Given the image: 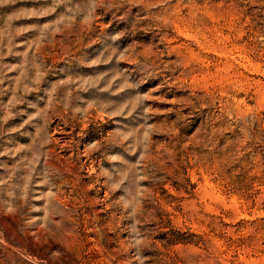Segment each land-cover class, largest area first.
<instances>
[{"label": "rangeland", "instance_id": "374dc122", "mask_svg": "<svg viewBox=\"0 0 264 264\" xmlns=\"http://www.w3.org/2000/svg\"><path fill=\"white\" fill-rule=\"evenodd\" d=\"M0 264H264V0H0Z\"/></svg>", "mask_w": 264, "mask_h": 264}]
</instances>
